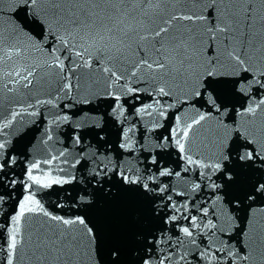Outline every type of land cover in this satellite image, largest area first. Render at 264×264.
<instances>
[{"label":"snow or ice","instance_id":"snow-or-ice-1","mask_svg":"<svg viewBox=\"0 0 264 264\" xmlns=\"http://www.w3.org/2000/svg\"><path fill=\"white\" fill-rule=\"evenodd\" d=\"M5 18L0 213L17 184L26 194L0 224L2 264H264V224L253 219V205L264 200V0H0V21ZM149 89L152 103L138 113L166 118L178 105L195 112L190 120L175 115L170 136L157 143H174L185 162L180 170L164 167L151 151L143 160L130 152L137 164L127 166L94 154L89 184L96 191L82 189L72 206L87 208L98 192L112 201L121 192L135 199L110 210L105 232L86 211L65 216L46 210L33 186L50 188L76 177H53L37 160L26 165L27 182L20 179L19 155L4 130L73 92L84 105L108 98L112 114L123 116L122 98L139 99ZM38 91L49 98H39ZM229 95L242 98L239 107L229 105ZM69 119L57 115L51 123ZM134 131L122 130L120 148L136 147L129 137ZM64 156L62 151L43 163ZM192 171L196 179L190 181ZM172 177L176 184L161 180ZM203 190L211 196L201 205L189 193ZM241 205L249 219L236 240L234 212Z\"/></svg>","mask_w":264,"mask_h":264},{"label":"water","instance_id":"water-1","mask_svg":"<svg viewBox=\"0 0 264 264\" xmlns=\"http://www.w3.org/2000/svg\"><path fill=\"white\" fill-rule=\"evenodd\" d=\"M23 19V12L17 13ZM0 27H7L5 21H0ZM146 87V86H144ZM149 89L146 92L139 93V99H135L132 95L122 98L121 103L124 106V115L118 116L111 112L110 105L112 101L108 98L93 97L92 102L84 105L79 103V97L73 92L69 98H61L56 101V107L53 105L39 106V115L30 116L23 115L18 117L10 129L4 131L9 132L7 139L12 141V147L15 148L19 155V162L16 165V175L26 181V165L35 161L41 162V170H52L53 177L60 176L70 179L75 176L76 179L69 184H53L50 188H43L34 185L32 191L36 198L44 205L45 209L59 215H74L87 212V215L98 224L102 232L107 231L108 216L110 210L119 203H124L135 199L132 194L120 193L117 201L109 200L103 192H98L94 202L87 208L83 205L72 206L78 194L82 189L87 188L89 192L96 191L90 184L91 171L94 154H104L110 157L112 164H128L135 165L137 160L129 155L133 152L135 156L141 160L148 155L149 151L155 154L164 167H170L173 170H180L185 164L182 160V154L175 148L174 143L165 144L163 147H157L160 138L170 136V130L175 126V115H181L185 120H190L195 112L188 106H177L170 109L166 118L159 117L156 113L153 115H143L136 111L137 108L144 104L152 103L153 97L149 95ZM37 95L41 99L49 98L45 92L38 91ZM167 99V98H165ZM229 105L240 106L242 98L235 96H227ZM7 104L8 102L5 101ZM67 103H73L72 108H63ZM15 107V105H11ZM197 107H200L197 105ZM87 112L90 119L83 118L82 112ZM204 110V109H201ZM6 112H0V120L6 115ZM67 114L70 119L68 121L58 120L51 123L57 115ZM80 125V127H77ZM94 125H99L95 127ZM135 126V131L129 133V137L135 142L136 147L132 150H125L119 147L123 142L122 130ZM52 136V140H47L48 135ZM80 136V143L75 142V136ZM204 135L200 132V138ZM103 137L102 139L100 137ZM199 139V138H198ZM47 141V143H44ZM143 145V148H141ZM65 152V156L54 161L52 165H46L44 160L50 159L52 156H58L60 152ZM67 160V163L64 161ZM76 160L81 163L76 164ZM146 163V162H145ZM112 164L109 167H112ZM75 165V167H72ZM144 167L145 165H139ZM195 169V166H192ZM154 170V166H153ZM35 174V173H34ZM112 176V184H116L117 178L114 173ZM182 175H185L182 173ZM190 181L196 179L195 171L187 173ZM178 178H161V180L176 184ZM120 186L117 184V188ZM178 190H183L178 188ZM235 191V189H233ZM26 194L23 186L17 184L12 199L2 205L4 212L0 213V224L6 223V216L13 213L16 204L22 196ZM193 198H200L201 205L205 197H210L211 192L203 190L198 193H189ZM181 199L180 197H175ZM57 205H63L58 207ZM264 205V200H257L253 208L257 209L253 219L259 224H264V212H260L259 208ZM192 214H196L193 212ZM239 228L234 232V238L240 239L239 232L245 227L249 219V209L245 205H241L234 212ZM106 252V250H105ZM132 260L134 257H127ZM3 262V255L0 254V264Z\"/></svg>","mask_w":264,"mask_h":264}]
</instances>
